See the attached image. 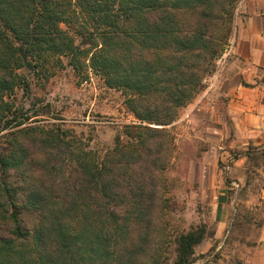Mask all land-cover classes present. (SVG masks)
<instances>
[{"label":"trees","instance_id":"obj_1","mask_svg":"<svg viewBox=\"0 0 264 264\" xmlns=\"http://www.w3.org/2000/svg\"><path fill=\"white\" fill-rule=\"evenodd\" d=\"M239 1L0 0V264L154 259L169 134L152 124L171 123L203 90ZM59 56L120 90L139 121L102 158L66 131L26 125L6 100L17 86L31 91L18 70L47 69ZM175 237V264H191L207 229Z\"/></svg>","mask_w":264,"mask_h":264},{"label":"rangeland","instance_id":"obj_2","mask_svg":"<svg viewBox=\"0 0 264 264\" xmlns=\"http://www.w3.org/2000/svg\"><path fill=\"white\" fill-rule=\"evenodd\" d=\"M241 1L230 43L203 90L171 123L152 124L166 128L169 140L160 160L161 198L153 216L157 246L149 264H175V236L200 225L207 237L196 247L191 264H264V127L236 126L225 107L232 94L221 89L219 81L231 59ZM18 72L31 91L17 86L6 100L30 117L26 125L37 126L41 133L66 131L95 157L114 147L126 125L139 123L120 90L109 87L92 69L79 73L68 56L51 57L44 70ZM59 166L64 168L62 160Z\"/></svg>","mask_w":264,"mask_h":264},{"label":"crops","instance_id":"obj_3","mask_svg":"<svg viewBox=\"0 0 264 264\" xmlns=\"http://www.w3.org/2000/svg\"><path fill=\"white\" fill-rule=\"evenodd\" d=\"M234 39L231 59L219 80L221 89L232 94L226 110L233 114L232 119L239 128L264 127V0L241 1ZM232 81L240 84H232ZM243 81L258 84L247 87Z\"/></svg>","mask_w":264,"mask_h":264}]
</instances>
